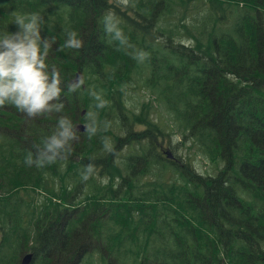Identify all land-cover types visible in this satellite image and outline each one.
I'll return each instance as SVG.
<instances>
[{"label":"trees","instance_id":"16d2710c","mask_svg":"<svg viewBox=\"0 0 264 264\" xmlns=\"http://www.w3.org/2000/svg\"><path fill=\"white\" fill-rule=\"evenodd\" d=\"M31 12L55 39L48 62L65 109L34 119L0 109V264H18L24 250L32 264H264V0H0V34L18 31L12 13ZM108 12L134 49L105 33ZM69 30L81 49L64 47ZM132 86L148 95L129 110ZM88 112L96 135L78 132ZM61 115L79 136L67 161L26 166ZM89 162L96 174L84 182Z\"/></svg>","mask_w":264,"mask_h":264},{"label":"clouds","instance_id":"9594fccd","mask_svg":"<svg viewBox=\"0 0 264 264\" xmlns=\"http://www.w3.org/2000/svg\"><path fill=\"white\" fill-rule=\"evenodd\" d=\"M117 2L124 7L129 5V0ZM11 15L15 17L13 23L18 26V31H5L0 34V109L11 105L29 119L63 113L65 103L62 100L61 73L55 64L48 62L55 39L41 35L42 26L47 23L45 17L40 12ZM103 24L105 33L112 40L118 41L126 50L134 49L119 27V20L114 13H106ZM83 44L75 30L67 31L65 48L79 50ZM128 54L139 62L148 58V53L143 50L129 51ZM84 83L83 76H79L65 86L69 93H74ZM89 95L96 101L97 109L107 106L108 102L101 93L90 89ZM109 127L110 122L104 121L103 130L107 131ZM85 130L90 136L101 130V122L98 121L96 112L86 114ZM78 140V132L73 122L67 116L61 115L56 130L42 138L41 143L34 146V152L27 153L24 163L28 167L35 166L40 169L58 161H67L73 151V143ZM101 142L105 152L116 154L110 138L102 137ZM95 174L96 165L89 162L81 172V179L87 182Z\"/></svg>","mask_w":264,"mask_h":264},{"label":"rangeland","instance_id":"374dc122","mask_svg":"<svg viewBox=\"0 0 264 264\" xmlns=\"http://www.w3.org/2000/svg\"><path fill=\"white\" fill-rule=\"evenodd\" d=\"M122 7H124V6H122ZM124 91H125L126 104H127V107H128L129 110H133L135 108V106L138 105V104H139L138 107H141L143 102H145L147 100V95H148L147 92L142 90V89H139L138 87L132 86V87H129V88L125 89ZM157 111H158V115L159 116H162V117L165 116L163 110H161L160 108H158ZM158 122L160 124H163L162 126L167 129V124L163 120H158ZM79 131L82 132L81 130H78V132ZM115 132L119 133L118 130L115 131ZM170 142H171V146L174 149H177L179 154H181L182 148L177 145L179 143V141L178 140H174L172 142V139L170 138ZM165 145H166V147H165L166 151H171L172 150V148L168 145V143H166ZM127 153H128L127 150L122 149L121 152L118 153V157L125 156ZM194 164L196 165L198 170H200L201 172H204L205 169L208 168L207 165L202 160H200L199 157L195 160ZM27 254H28V252L25 253V250H24L23 255L19 256L20 259H19V263L18 264L21 263L22 258L25 255H27ZM7 255L10 257L12 254H8L7 253Z\"/></svg>","mask_w":264,"mask_h":264},{"label":"water","instance_id":"95a60500","mask_svg":"<svg viewBox=\"0 0 264 264\" xmlns=\"http://www.w3.org/2000/svg\"><path fill=\"white\" fill-rule=\"evenodd\" d=\"M83 130H85V128ZM33 258H34L33 254L32 253H29V254L25 255L22 258L20 264H32L33 263Z\"/></svg>","mask_w":264,"mask_h":264},{"label":"bare ground","instance_id":"6f19581e","mask_svg":"<svg viewBox=\"0 0 264 264\" xmlns=\"http://www.w3.org/2000/svg\"><path fill=\"white\" fill-rule=\"evenodd\" d=\"M85 128V126L84 125H81L80 127H79V130H81L82 132H86V130H83Z\"/></svg>","mask_w":264,"mask_h":264}]
</instances>
